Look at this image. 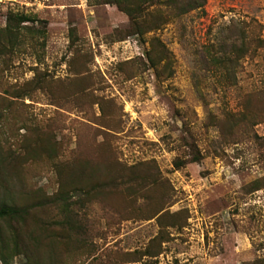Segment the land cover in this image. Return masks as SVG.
<instances>
[{"label": "rangeland", "instance_id": "1", "mask_svg": "<svg viewBox=\"0 0 264 264\" xmlns=\"http://www.w3.org/2000/svg\"><path fill=\"white\" fill-rule=\"evenodd\" d=\"M113 1L0 0V264H264L263 52H205L264 0L144 34Z\"/></svg>", "mask_w": 264, "mask_h": 264}, {"label": "trees", "instance_id": "2", "mask_svg": "<svg viewBox=\"0 0 264 264\" xmlns=\"http://www.w3.org/2000/svg\"><path fill=\"white\" fill-rule=\"evenodd\" d=\"M113 2L128 15L136 33L144 34L159 29L168 21L170 15L167 16L164 10L169 11L171 16L176 17L193 11L204 12L207 0H114ZM150 6H157V8L150 10ZM14 20L21 24L28 21L33 22L35 16L18 15L15 16ZM10 21H12V18L8 21L9 35L11 39L17 40L20 32L16 28L13 29L12 25L10 26ZM229 28L238 39L230 43H221L218 51L214 49L215 44L207 45L205 52L212 65L221 68V75L226 83L234 84L235 80L237 81V73L241 63L248 55L263 52L264 57V38L261 36L251 38L245 21L233 20V24ZM38 32V38L46 37V29ZM36 38L35 35L30 37L34 43L45 45L44 40L38 42ZM0 214L18 216L21 212L17 207L4 206L0 208Z\"/></svg>", "mask_w": 264, "mask_h": 264}]
</instances>
